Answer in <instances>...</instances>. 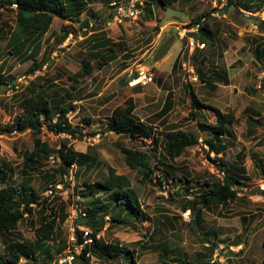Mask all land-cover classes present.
I'll use <instances>...</instances> for the list:
<instances>
[{
	"label": "rangeland",
	"instance_id": "obj_1",
	"mask_svg": "<svg viewBox=\"0 0 264 264\" xmlns=\"http://www.w3.org/2000/svg\"><path fill=\"white\" fill-rule=\"evenodd\" d=\"M112 1H91L83 11L86 13L74 18V22L56 19L42 40L37 58L25 63L16 57L4 58L13 69L15 81L0 86V162L12 167L13 183L22 184L23 156L35 148L31 132L19 133L15 128L23 112L20 102L27 88L39 93L43 85L49 94L64 96L66 107L74 108L69 113L70 130L80 135H57L44 127L42 142L57 150L62 141L68 140L76 152L93 156L101 163L88 170L75 168L73 180L58 175L46 181L44 175L53 174L60 164L54 154L42 160L43 170L30 175L28 186L38 200L48 197L58 213L64 206L61 213L64 210L68 217L57 225V240L46 243L48 254L41 251L36 262L22 259L19 264H61L69 251H75L70 237L83 222L77 214L85 218L84 222L94 224V220L83 217L90 204L82 203L78 192L84 184L102 182L108 177L109 167L130 179L143 213L117 223L114 215L101 210L99 215L105 216L106 224L99 238L104 243H119L133 249L137 264H179L173 259L191 264H264V31L259 28L264 23V0H242V5L240 0H234L228 7L227 0H183L167 10L156 6L153 14L146 9L137 20L123 24L110 19ZM7 4L9 7L12 3ZM3 13L0 51L6 50L16 20L15 13L5 9ZM91 13L94 18L101 14L102 17L93 20ZM207 13L206 22L212 28L214 40L211 46L205 40L207 49L193 59L188 57V40L199 30V39H204L202 34L206 33L199 26H189ZM64 25L68 26L69 36L59 43ZM98 32L123 46L114 48L116 59L109 65L93 61L91 75L72 81L70 76L80 72L82 59L93 51L91 41L94 43L93 38L99 37ZM47 48L49 56L44 62ZM185 63L198 77L197 83L190 81L191 73L183 69ZM34 65L41 68L37 77L28 73ZM141 65L155 75L154 83L146 87L130 83ZM204 80H211L214 85ZM190 86L203 104L232 113L238 120L227 127L225 150L219 156L211 153L208 157L209 148L204 140L211 134L199 129V124H215V114L205 109L196 121L191 119ZM169 93L173 96V109L167 112ZM129 99L136 105L135 116L154 131L162 144L158 151L153 150L151 140H132L110 132L113 111ZM173 125L195 134L199 143L166 167L163 163L167 161L160 154L165 134ZM123 149L150 153L153 172L142 176L131 170L125 163ZM219 168L243 182L239 200L226 208L203 210L201 223H196L195 210H183L185 200L203 192L202 184L211 183L209 179L223 177ZM3 187L0 185V189ZM243 217L247 219L246 225L242 223ZM42 220L40 207H35L33 217L0 238V261L5 262L7 241H35L34 230ZM61 248L64 251L59 252ZM90 262L123 264L121 259L91 258Z\"/></svg>",
	"mask_w": 264,
	"mask_h": 264
},
{
	"label": "trees",
	"instance_id": "obj_2",
	"mask_svg": "<svg viewBox=\"0 0 264 264\" xmlns=\"http://www.w3.org/2000/svg\"><path fill=\"white\" fill-rule=\"evenodd\" d=\"M91 1L93 0H0V36L4 35L2 31L4 9L16 14L15 27L8 35L9 40L6 44V50L0 51V86L6 83L11 84L15 81L9 61L7 58L4 59L6 56L16 57L23 63L37 58L42 50V40L50 31L54 21L58 19L63 22H74V18H79ZM181 1L183 0H157V2L156 0H148L147 10H145L148 14H153L156 6L162 10H167V8ZM7 3L12 4L8 7ZM227 3L228 7L234 3V0H227ZM239 4L242 5V0L239 1ZM15 5L17 6L16 8L13 7ZM207 18H209L208 13L192 21L189 27L199 26V28L205 30L206 34H202L204 39H199L201 36L199 34L200 30L198 34H193V37L202 43L206 40L207 44L209 43L208 46H211L210 43H213L214 34L212 28L206 22ZM67 28L68 26H62L61 30L64 35L59 37V43L64 42L69 36ZM259 28L264 31V23H261ZM96 34H99V37L93 38L94 43L91 41L93 51L87 58L82 59L80 72L70 76L72 81L91 75L94 70L93 61H99L104 66L109 65L116 59V50L114 48L123 46V44H114L104 32ZM201 54L203 53H195L192 57L196 59ZM48 56L49 48L43 54L44 62L48 59ZM38 69L41 68L38 65H34L28 73L33 75ZM204 81L211 86L214 85L211 80ZM41 87L42 89L39 93L29 88L26 89L27 94L23 96L20 102L23 112L15 126L17 132L24 133L29 130L34 136V150L27 152L23 156L22 184L13 183L14 171L12 167L0 162V185L4 186L0 189V238H4L14 231L25 219L33 217L35 207H40L43 220L41 225L34 230L35 241L24 239L22 241L9 240L6 242L5 262L0 261V264H19L22 259L36 262L38 254L47 249L46 243H54L57 240L56 229L58 223L64 222L68 217L64 210L61 213V209L64 206L60 208L58 213V208L50 205L48 197L38 200L34 190L28 186L32 180L30 175L32 173H41L43 170L44 162L42 160L54 154L60 164L53 174L46 173L44 175L43 178L46 181L54 180L58 175L67 178L75 168L77 170L83 168L88 170L92 166H100L101 164L93 156L76 152L70 146L68 140L62 141L61 146L57 150L48 147L42 142L40 135L44 127H47L48 131L57 135L66 134L76 137L77 134L80 135V132L70 130L69 113L74 108L65 106L67 100L64 96L58 93L49 94L43 85ZM212 88L215 87L213 86ZM67 95H69L68 92ZM172 98V94L169 93L168 104L165 109L167 112L173 109ZM189 99L191 103L190 117L192 120L196 121L197 117L205 109L211 110L215 114V124H209L208 122L199 124V129L203 133L211 134L210 138L204 140L205 145L209 148L208 157L211 153L219 156L225 150L223 139L227 133V127L237 123L238 120L232 113H223L216 108L203 104L191 86L189 88ZM135 108L136 105L133 99H129L123 106L117 107L111 116L110 132L132 140H151L154 143L153 150L158 151L159 146L161 147L162 144L159 143L154 131L138 120L135 116ZM171 127L165 134L163 151L160 154L162 159L165 162L167 161L166 164L163 163L166 167H170L168 162L177 160L187 149L199 143V139L195 134L179 129L175 125ZM122 151L125 156V163L131 170L137 171L142 176H148L153 172L151 169L152 155L150 153L130 149H123ZM219 170L224 173L223 177L217 178L214 176V178L209 179L212 181L211 183L202 184L203 192L195 195L191 200H185L183 210H195L196 223H201L203 210L211 209L212 207L226 208L231 203L239 200V193L244 185L243 182L238 176L226 174L223 168H219ZM165 175L168 176L170 173L166 172ZM163 180L165 178L161 179V181ZM78 194L82 203L90 204L85 210V214L86 218L94 220V224L92 222H84L85 218L78 217V220L83 221L79 226L86 227L89 230V234L85 238V233L76 229L77 244L84 246L81 253L75 256L73 264H91V258L112 261L121 259L123 264H137L133 249L119 243H104L99 238V234L104 230L106 224L105 216L101 218L99 215L101 210L107 214L110 212L111 215H114L112 218L117 223H125L124 219H130L135 214L143 213L139 198L132 188L130 179L124 175H118L113 168L109 167L108 177H105L102 182L93 185L84 184V189ZM122 215L124 216L122 217ZM137 219H140V217ZM242 223L246 225L247 219L243 217ZM63 249H58V251L62 252L64 251ZM47 250L45 254H48ZM172 261L179 264H191L189 261L181 259H173ZM198 264L206 263L200 262Z\"/></svg>",
	"mask_w": 264,
	"mask_h": 264
},
{
	"label": "built area",
	"instance_id": "obj_3",
	"mask_svg": "<svg viewBox=\"0 0 264 264\" xmlns=\"http://www.w3.org/2000/svg\"><path fill=\"white\" fill-rule=\"evenodd\" d=\"M148 0H114L109 5V14L110 19L113 20L116 24H123L124 21H132L137 20L139 16L145 11L147 8ZM16 8L17 6H13ZM154 10V8H152ZM72 37V35H70ZM207 48L206 43H202L200 40L196 39L195 37H191L188 40V51L190 52L188 57H192L196 52L203 51ZM183 69L185 71H188L191 73L190 81L193 83L198 82V77L194 73L193 70L188 68V65L185 63L183 65ZM39 74L38 71H36L33 75L37 77ZM131 85H142V86H148L149 84H153L155 81V75L152 70L143 68L142 65L137 68V71L133 73V75L130 78ZM73 171L70 172L69 178L70 180H73ZM80 200V198L78 197ZM81 213V212H80ZM86 214H83V217H85ZM79 217V213L77 214V218ZM77 229L79 231H82L85 233V238L88 236L89 231L86 227L78 226ZM77 235L76 231L73 232V234L70 237V243L75 251H69L68 254H66V257L64 259L60 260L61 264H73L75 256L79 255L81 253V249L84 245H78L77 244ZM87 244V242H85Z\"/></svg>",
	"mask_w": 264,
	"mask_h": 264
},
{
	"label": "crops",
	"instance_id": "obj_4",
	"mask_svg": "<svg viewBox=\"0 0 264 264\" xmlns=\"http://www.w3.org/2000/svg\"><path fill=\"white\" fill-rule=\"evenodd\" d=\"M88 7H90V6H88ZM86 13V12H85ZM85 13H83L79 18H81ZM92 15H93V17H92V15H91V18L94 20H97V19H100L101 17H102V14L100 15V16H98L97 18H94V13H91ZM90 19V18H89ZM65 23H67V22H65ZM53 26V25H52ZM51 30V29H50ZM98 33H101V32H98ZM207 49V48H206ZM203 51H205V50H203ZM203 51H199V53L201 52V53H203Z\"/></svg>",
	"mask_w": 264,
	"mask_h": 264
},
{
	"label": "clouds",
	"instance_id": "obj_5",
	"mask_svg": "<svg viewBox=\"0 0 264 264\" xmlns=\"http://www.w3.org/2000/svg\"><path fill=\"white\" fill-rule=\"evenodd\" d=\"M114 1V0H113ZM197 53V52H196ZM130 83H131V81H130Z\"/></svg>",
	"mask_w": 264,
	"mask_h": 264
}]
</instances>
